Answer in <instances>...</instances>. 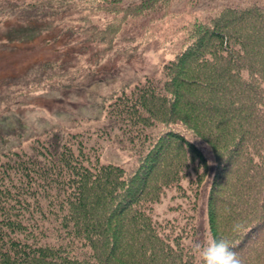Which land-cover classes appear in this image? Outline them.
I'll use <instances>...</instances> for the list:
<instances>
[{
    "label": "trees",
    "instance_id": "obj_1",
    "mask_svg": "<svg viewBox=\"0 0 264 264\" xmlns=\"http://www.w3.org/2000/svg\"><path fill=\"white\" fill-rule=\"evenodd\" d=\"M173 1L37 0L24 4L25 22L0 19V44H30L76 14L72 21L102 22L84 33L110 49L123 27L165 14ZM258 1L192 22L181 52L161 69V83L143 79L101 99L100 108L108 102L105 133L117 132V143L133 152L131 168L100 163L79 134L45 131L0 153V264H197L180 238L189 233L175 235L172 226L174 236H162L148 214L169 188L205 193L208 235L227 239L244 264H264V0ZM196 139L209 146L212 167Z\"/></svg>",
    "mask_w": 264,
    "mask_h": 264
},
{
    "label": "rangeland",
    "instance_id": "obj_2",
    "mask_svg": "<svg viewBox=\"0 0 264 264\" xmlns=\"http://www.w3.org/2000/svg\"><path fill=\"white\" fill-rule=\"evenodd\" d=\"M34 1L37 0H0V19L9 23L25 22L29 13L24 4ZM138 1L121 0V4ZM245 2L261 3L258 0H174L165 14L123 27L110 49L105 43L89 41L84 33L85 27L102 22L97 17L87 22L72 21L78 20L76 14L70 20L66 17L67 22H57L59 25L51 33L30 44H0V153L25 146L24 139L31 140L45 131L79 134L97 152L100 163L131 168L135 164L133 152L117 143V132L106 135L110 127L104 111L108 102L104 101L100 108L101 99L110 93L129 91L143 79L161 83V69L181 52L184 30L192 22L207 20L224 7ZM69 7H74V3ZM59 18L63 19L62 13ZM105 19L109 21L108 17ZM171 128L183 130L180 126ZM7 134H13V139L2 136ZM195 144L205 155L208 167H212L209 146L198 139ZM205 203V193L183 196L169 188L148 214L162 226L163 231L159 232L162 236L171 239L172 226L177 231L175 235L185 229L189 238L184 234L180 238L183 246L193 253V243L209 237ZM185 215L192 217L193 227H187V222L182 221ZM168 221L171 224L166 226Z\"/></svg>",
    "mask_w": 264,
    "mask_h": 264
},
{
    "label": "clouds",
    "instance_id": "obj_3",
    "mask_svg": "<svg viewBox=\"0 0 264 264\" xmlns=\"http://www.w3.org/2000/svg\"><path fill=\"white\" fill-rule=\"evenodd\" d=\"M192 251L197 264H244V260L224 238L210 235L206 241L194 242Z\"/></svg>",
    "mask_w": 264,
    "mask_h": 264
}]
</instances>
